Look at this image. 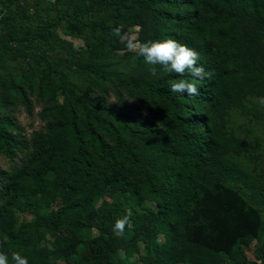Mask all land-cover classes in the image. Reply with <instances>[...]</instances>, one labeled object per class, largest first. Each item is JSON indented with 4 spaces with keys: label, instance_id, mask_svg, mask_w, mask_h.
Returning <instances> with one entry per match:
<instances>
[{
    "label": "trees",
    "instance_id": "1",
    "mask_svg": "<svg viewBox=\"0 0 264 264\" xmlns=\"http://www.w3.org/2000/svg\"><path fill=\"white\" fill-rule=\"evenodd\" d=\"M58 24L96 53L117 47L115 28L136 25L142 42L196 50L212 76L119 77L73 54ZM179 79L200 94L172 92ZM259 97L264 0H0V251L29 264H252L243 248L263 226L255 264H264V182L238 163L252 146L222 123L261 117ZM33 99L43 130L26 134L14 108L31 115ZM49 186L59 200L39 212ZM124 215L131 226L118 236ZM138 239L148 251L134 263Z\"/></svg>",
    "mask_w": 264,
    "mask_h": 264
},
{
    "label": "rangeland",
    "instance_id": "2",
    "mask_svg": "<svg viewBox=\"0 0 264 264\" xmlns=\"http://www.w3.org/2000/svg\"><path fill=\"white\" fill-rule=\"evenodd\" d=\"M89 1L90 0H62L63 3H69L71 5H78L82 2L86 4ZM136 27V25L127 26L123 32L127 33L130 30H134ZM56 33L63 42L72 48L73 54L83 57L87 60L97 62L101 67L110 71H114L119 77L128 75L143 76L147 79L154 77L150 71L153 66L143 63V60L140 58V56H137L135 53L128 52L126 50L125 44L120 42L119 36L116 38L117 47L115 49L105 47L100 53H96L92 48L86 47L81 39L69 35L65 25L58 24L56 26ZM137 35L141 41L143 32L140 31ZM154 67L156 68L157 73L155 76H159L167 72L161 65H155ZM106 99L108 102L115 99V94L110 89H107L106 91ZM123 99L127 100L128 98L123 96ZM41 104V102L33 99V110L31 115L26 114L21 105L18 104L15 106L14 113L19 122L24 125L26 134H30L33 131L43 130V121H41L38 115ZM254 106L258 109L261 117H250L245 119L231 113L222 120V123L226 126L231 134L242 138L244 141H246V143L252 146V152L240 158L238 163L242 168L254 174L258 180L264 182V106L256 103H254ZM5 165V161L0 158V166L5 167ZM50 180L51 175H47L42 179V183H46ZM51 195L54 196V198ZM47 196L50 199H48L47 202L39 203V212H44L48 209L54 208L57 204V201L59 200V197L55 195V189H52L51 186L48 187ZM26 201L29 204H34L38 201V197L36 194L30 193L27 196ZM144 204L146 206H150L148 202H145ZM17 216L18 220L24 219L27 221L32 219L33 214L30 212H19L17 213ZM262 233L263 226H260L253 240L243 248L245 257L252 264H255V262L258 260L257 245L258 240L262 239ZM94 234V229L81 232V236L83 238H87ZM157 241L159 244L162 243L161 235L157 236ZM137 244V250L130 258V260L134 263H139L143 258V254L148 251L142 246L140 239L137 240ZM191 248H193V246H190L188 250H191ZM75 257L78 259L79 255L76 254ZM115 259H123L121 249H117ZM220 261H222V264H241L240 262L236 263L234 261H230L223 256H220ZM56 264H64V262L58 261Z\"/></svg>",
    "mask_w": 264,
    "mask_h": 264
},
{
    "label": "clouds",
    "instance_id": "3",
    "mask_svg": "<svg viewBox=\"0 0 264 264\" xmlns=\"http://www.w3.org/2000/svg\"><path fill=\"white\" fill-rule=\"evenodd\" d=\"M120 42L125 44L128 52H133L137 56H142L148 65L153 67L150 69L151 74L155 76V65H161L167 72H174L183 76L186 72L192 76L204 80L211 78L212 73L198 65L199 53L185 44L179 43L177 40L168 38L162 40H154L141 42L138 38L140 28L137 26L134 30L127 33L123 32L122 26L114 29ZM123 33V34H122ZM170 90L177 93H187L188 96H196L200 94L197 85L186 79L174 80L170 84ZM258 103L264 106V97L258 98ZM126 226L130 227V218L128 215L117 219L114 224V232L118 236H123ZM54 249L50 248V251ZM0 264H29L28 258L21 255L20 252L13 251L11 259L7 252L0 251Z\"/></svg>",
    "mask_w": 264,
    "mask_h": 264
}]
</instances>
